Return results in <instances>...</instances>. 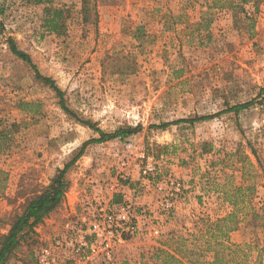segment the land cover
I'll use <instances>...</instances> for the list:
<instances>
[{"label":"rangeland","instance_id":"1","mask_svg":"<svg viewBox=\"0 0 264 264\" xmlns=\"http://www.w3.org/2000/svg\"><path fill=\"white\" fill-rule=\"evenodd\" d=\"M0 6L5 11L0 17V138L7 142L0 153V240L83 144L99 137L66 114L56 94L11 53L10 37L56 81L80 118L108 133L142 126L125 140L87 147L67 173L69 189L60 207L7 264H36L46 238L113 196L119 174L125 179L118 194L134 186L139 152L161 154V171L184 183L185 196L164 222L162 237L142 231L127 235L115 264H164L160 250L178 237L187 239L179 248L185 264H264V108L256 104L238 115L225 113L236 104L262 100L264 0L250 2L244 11L216 9L209 15L206 0H90L88 22L82 0H56L54 7L65 11L62 35L48 29L47 5L0 0ZM110 12L118 17L106 18ZM205 18L211 24L200 28ZM25 103L31 105L23 110ZM202 116L213 118L166 130L151 127ZM7 125L8 136L2 132ZM123 160H129L128 169ZM249 160L255 170L246 183L252 204L240 205L234 231L239 243H231L229 235L212 240L208 251L205 227L234 211L228 192L244 184ZM124 194L135 199L129 191ZM150 196L147 202L154 200ZM222 241L233 247L220 246Z\"/></svg>","mask_w":264,"mask_h":264},{"label":"trees","instance_id":"2","mask_svg":"<svg viewBox=\"0 0 264 264\" xmlns=\"http://www.w3.org/2000/svg\"><path fill=\"white\" fill-rule=\"evenodd\" d=\"M32 4L35 5H47L50 8H47V14L49 17L47 18L46 25L48 29L57 34L62 35L64 24V13L65 11L61 8L54 7L56 0H29ZM83 1V9L82 13L84 16V21H89L90 10H89V3L90 0H82ZM257 0H206L207 8H208V15L211 11L216 9H229L233 11H244V7L248 5L250 2H255ZM5 11L0 6V17L4 15ZM206 16V14H205ZM211 21H208L206 18L203 19L201 23V27H208L210 26ZM0 28H4V24L0 19ZM137 31H141L138 29ZM8 45L11 53L20 59L21 61L25 62L34 72V77L37 81L41 82L46 87L50 88L55 94L56 97L59 99V105L61 109L68 115L75 118L78 122L82 123L84 126H87L91 130L95 131L99 135L98 138H93L87 142H85L80 149V151L74 156V158L65 165L64 169L59 170L57 175L51 180L50 184L43 188V190L31 199L27 206L25 207L23 213L15 218L13 223L10 226V229L7 234L1 236L0 240V264H7L10 257L15 253V251L21 246L22 242H26L32 239V236L35 233V228L42 224L46 218L50 216L55 210H57L60 205L62 204L66 193L69 189V182L66 178L68 171L76 164V162L84 156L86 149L89 145L93 144H102L109 141L114 140H125L129 137L139 134L142 132V126L138 125L137 127H121L114 132H105L104 130L98 128V126L90 120L82 119L76 114L73 110H71L66 101L65 92L58 86L56 81L48 76L43 75L37 65L33 62L31 56L24 51H21L15 40L10 37L8 39ZM262 97V100L256 102L252 100L247 103L243 104H236L234 106L229 107L225 113H235L236 115L240 114L241 112L248 110L250 107L258 104L264 108V88L261 90L259 94V98ZM23 110H26L31 104L25 103L23 104ZM213 116H202L196 117L194 119H182L175 122L164 123L160 125L151 126L157 130H166L173 125H179L182 123H191L195 124L197 122L207 121L212 119ZM12 128L17 127V125L13 124ZM12 129H9V126H5L3 128V133L8 136L9 132ZM7 148V142L4 138H0V153H2ZM256 155V154H255ZM156 159H161V154L154 155ZM257 157V156H256ZM258 160V158H257ZM249 169L245 168L243 170V182L244 184L238 187H234L231 191L228 192V201L233 207L234 211L229 214V216L222 218L221 220L211 223L208 222L206 225L205 230V237L207 239L208 244V251L210 250L211 241L216 239L220 240L222 237L228 238L230 233L236 230V223L239 218L240 214V205L249 202L252 204L251 186H247L248 183L255 175L254 164L249 160L247 165ZM0 174L3 172L0 170ZM1 191V189H0ZM193 237H196L193 235ZM220 238V239H219ZM187 242L185 238H171L167 243V248L161 249V253L165 257L164 264H185L184 258L181 257L180 253L182 251L179 250L180 246ZM225 243V242H224ZM222 242L219 243L222 247H233L232 244H225ZM230 243V242H229ZM176 246L173 248L172 246ZM236 248L239 246L235 245ZM247 248L252 249V245L246 246ZM192 254V252H189ZM215 264L218 263L217 260L214 262ZM189 264H198L194 260H189Z\"/></svg>","mask_w":264,"mask_h":264},{"label":"built area","instance_id":"3","mask_svg":"<svg viewBox=\"0 0 264 264\" xmlns=\"http://www.w3.org/2000/svg\"><path fill=\"white\" fill-rule=\"evenodd\" d=\"M137 158L141 184L135 199L113 201L119 182L125 179L119 174L111 186L113 196L92 214L67 221L52 238H46L35 255L36 264H115L127 235L134 237L142 231L154 238L163 236L164 222L175 215L186 188L179 178L161 171L163 158L158 160L146 152H139ZM121 166L128 169L129 160H123ZM148 195L154 200L139 201Z\"/></svg>","mask_w":264,"mask_h":264},{"label":"crops","instance_id":"4","mask_svg":"<svg viewBox=\"0 0 264 264\" xmlns=\"http://www.w3.org/2000/svg\"><path fill=\"white\" fill-rule=\"evenodd\" d=\"M117 8H121V7H117ZM116 12H118V9H116ZM118 16H116V15H114V14H112V12H110V16H108V17H106V18H108V19H110V20H114V19H116ZM112 22H114V21H112ZM182 173V172H181ZM134 176H136V175H134ZM136 179L137 180H139L138 179V176H136ZM140 184H141V182H138L137 181V183H135L134 184V186H132V187H129V190H127V187H123L124 188V190L122 191V192H120L119 194L118 193H116L115 195H114V202L115 203H121L123 200H125V199H128V197H127V195H125L124 193H127V191H129V192H131V193H133V198L134 197H136V190L138 189V187L140 186ZM137 186V187H136ZM134 187H136V189L134 188ZM147 199L148 198H142V199H139V201L141 200L142 202H146L147 201ZM103 201H105V200H103ZM140 201V202H141ZM179 206L180 205H178V207H177V209L179 208ZM181 209V208H180ZM182 212H184V214L185 213H188L189 212V210L187 209H181V211H180V213H182ZM50 222V219L49 220H47L46 221V224H48ZM42 226H43V224H42ZM230 241H231V243H233V244H238L239 243V241L238 240H235L234 239V231H233V233H230ZM125 242V241H124ZM211 260H213V258L211 259Z\"/></svg>","mask_w":264,"mask_h":264}]
</instances>
